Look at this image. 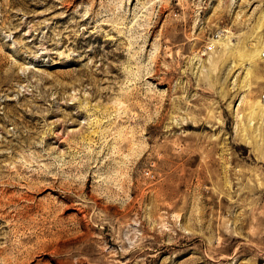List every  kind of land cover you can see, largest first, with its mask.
<instances>
[{
    "label": "rangeland",
    "instance_id": "374dc122",
    "mask_svg": "<svg viewBox=\"0 0 264 264\" xmlns=\"http://www.w3.org/2000/svg\"><path fill=\"white\" fill-rule=\"evenodd\" d=\"M263 43L264 0H0V264H264Z\"/></svg>",
    "mask_w": 264,
    "mask_h": 264
},
{
    "label": "built area",
    "instance_id": "2783aa9c",
    "mask_svg": "<svg viewBox=\"0 0 264 264\" xmlns=\"http://www.w3.org/2000/svg\"><path fill=\"white\" fill-rule=\"evenodd\" d=\"M259 63L261 67L264 69V50H261L259 54Z\"/></svg>",
    "mask_w": 264,
    "mask_h": 264
},
{
    "label": "bare ground",
    "instance_id": "6f19581e",
    "mask_svg": "<svg viewBox=\"0 0 264 264\" xmlns=\"http://www.w3.org/2000/svg\"><path fill=\"white\" fill-rule=\"evenodd\" d=\"M260 47L264 49V43H263ZM260 52H261V51H260ZM260 52H259V54H260ZM259 54H258V59H259ZM256 55H257V53L255 52V54H254L253 56H254V57H257Z\"/></svg>",
    "mask_w": 264,
    "mask_h": 264
}]
</instances>
